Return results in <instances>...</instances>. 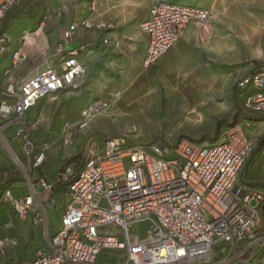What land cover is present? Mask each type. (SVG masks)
<instances>
[{
	"label": "built area",
	"instance_id": "2783aa9c",
	"mask_svg": "<svg viewBox=\"0 0 264 264\" xmlns=\"http://www.w3.org/2000/svg\"><path fill=\"white\" fill-rule=\"evenodd\" d=\"M20 1L0 0V20ZM97 1L88 0L91 11ZM210 18L206 8L166 0L153 3L139 25L147 44L142 66L154 65L189 23H206V29ZM81 25L107 27L89 19ZM75 28L71 24L63 32L65 41ZM7 42L0 31V62ZM27 60V53L15 50L12 70L22 69ZM12 70L4 71L6 81L0 85V151L16 166L26 192L13 198L6 189L0 201L10 202L19 218L31 214L33 226H42L46 242L33 258L14 264H104L97 258L106 249L123 253L118 264H264V225L259 216L264 191L239 180L258 138L250 137L240 122L227 126L215 141L183 137L128 144L110 138L101 146L90 145L80 163L65 152L61 157L65 165L56 174V193L42 174L56 140L37 143L32 131L41 119L29 121L28 112L52 94L78 91L86 67L77 50L59 44L54 63L17 80L11 77ZM236 88L246 111L264 115V67L239 78ZM109 107L108 101H93L78 122H65L59 134L63 145L73 146L92 119ZM15 141L23 157L13 147ZM58 194L65 199L61 206ZM59 207V228L50 233L49 211ZM10 244L15 242L0 239V252Z\"/></svg>",
	"mask_w": 264,
	"mask_h": 264
},
{
	"label": "rangeland",
	"instance_id": "374dc122",
	"mask_svg": "<svg viewBox=\"0 0 264 264\" xmlns=\"http://www.w3.org/2000/svg\"><path fill=\"white\" fill-rule=\"evenodd\" d=\"M155 1L115 4L103 19L107 27L89 30V34H96H87L81 53L88 68L84 84L76 92L52 94L40 101L38 110L51 108L46 117L49 130L41 136L58 139L61 125L77 121L96 100L108 101L110 107L96 115L85 129L76 144L75 157L84 147L101 146L110 138H121L128 144L174 142L183 137L197 142L215 141L227 126L240 122L248 132H260L261 136L245 160L239 180L264 191V115L246 111L236 89L241 75L264 67V0H168L206 8L211 18L206 29V23H196V29L186 32L185 28L171 51L144 68L140 58L145 40L139 25ZM187 97L197 109L193 121L185 119L191 117L179 110ZM33 116L29 114V121ZM64 165L52 161L45 169V178L56 185V174ZM15 173L22 177L17 169ZM259 209L264 225V206ZM50 218L51 226H56L58 219L53 211ZM99 260L104 259L100 256Z\"/></svg>",
	"mask_w": 264,
	"mask_h": 264
},
{
	"label": "crops",
	"instance_id": "0c3cea01",
	"mask_svg": "<svg viewBox=\"0 0 264 264\" xmlns=\"http://www.w3.org/2000/svg\"><path fill=\"white\" fill-rule=\"evenodd\" d=\"M124 2H126V0H98L95 9L91 11L89 9L88 0H21L17 5L9 8L0 20V31L5 33L8 37L6 50L0 62V85L4 84L6 81L4 71L7 69L12 70L11 56L15 50H21L27 53L28 60L22 69L12 70L11 77H13L14 80H17L20 76L31 73L34 70H39L49 63H54L56 49L59 44H63L65 50H77L78 58L85 65L86 71L88 72L86 59L82 57L81 53L87 37H92V35H95L96 33L89 34V30L91 28H84L81 25V22L83 20L89 19L94 24L100 22L102 23L103 19L108 17V14L106 13L107 10L108 12H112L111 10L115 4L122 3V5H124ZM148 12L145 18L147 17ZM71 24H76V28L71 39L65 41L63 38V32ZM92 28L93 30L97 31L95 29L97 27L94 26ZM190 28L196 29V24L193 22L189 23L185 32ZM100 31L101 30H99V32ZM139 32L145 40L144 49L140 58L142 65L147 44L146 38L141 33L140 29ZM173 48L174 47H172L170 51ZM242 76L244 75H241L239 78ZM85 77L82 84H84ZM59 93L69 92L60 91L55 94ZM40 101H42V99ZM40 101L28 112V118L29 114L31 113L35 115V117L33 116L31 119L32 121L37 117H40L41 119L37 130L32 131V137L37 143L48 142L52 140L50 138H46L45 136L43 137V135L41 136L44 130H49L46 117L49 116L51 108L49 106H43L38 110ZM35 108L38 111H34L33 109ZM80 118L81 113L79 119L75 122H78ZM39 128H41L40 132H38ZM84 132L85 129L79 135V137L76 138L73 146L70 147L64 146L58 136V139H56L55 144L52 146L51 151L48 154L49 156L42 172L44 178L45 169L47 168L48 170V166L52 161L62 162L61 157L65 152L72 154L73 157L76 156V144L81 141ZM246 132L250 137L253 138H258L261 136L260 132L254 133L248 132L247 130ZM13 147L18 152L20 157H23V154L20 151V143L18 141L13 142ZM85 150L86 147L83 148V152H81L79 154L80 156L77 157V160L75 159L74 161L80 163V161L83 160V154ZM15 171L16 166H14L8 157H6L4 153L0 151V197L6 189L11 191L13 198H19L25 194L26 191L24 180H22V177L16 176ZM48 182L54 185L53 182ZM54 186L55 192L59 193V185L56 183ZM56 200L60 206L65 203V199L59 194L56 195ZM51 211L57 215L58 219L56 226L52 227L50 218L49 230L50 233H53L59 228L61 211L60 207L55 210L51 208L49 211V217L51 215ZM2 238H8L11 242H15V244L5 245V247L0 252V264H14L20 260L31 259L35 256L37 250L46 246L43 228L40 224L33 226L31 214L26 218H19L14 212L13 206L10 202L0 201V239ZM100 256L101 258L103 257V261L99 260ZM122 258V252L106 249L99 254L97 260L99 263L104 264H118Z\"/></svg>",
	"mask_w": 264,
	"mask_h": 264
},
{
	"label": "bare ground",
	"instance_id": "6f19581e",
	"mask_svg": "<svg viewBox=\"0 0 264 264\" xmlns=\"http://www.w3.org/2000/svg\"><path fill=\"white\" fill-rule=\"evenodd\" d=\"M159 1V0H158ZM168 1V0H166ZM171 2V1H169ZM174 3V2H172ZM190 6V5H189ZM140 29V28H139ZM184 32V31H183ZM183 34V33H182ZM180 39V38H179ZM184 88V87H183ZM186 89V88H185ZM184 90V89H183ZM192 91V90H191ZM184 91L182 93V95H184ZM191 103L194 104L195 106V103H193L192 99H190V97H187L186 100H183V102L180 103V106H179V110L185 115L187 114V116L191 117V118H185L187 120H191L193 121L195 118H196V112H197V109L194 107V106H191ZM203 108H206V107H203ZM188 112V113H187ZM195 117V118H194ZM193 118V119H192ZM200 119V118H199ZM200 120H197V122H199Z\"/></svg>",
	"mask_w": 264,
	"mask_h": 264
},
{
	"label": "trees",
	"instance_id": "16d2710c",
	"mask_svg": "<svg viewBox=\"0 0 264 264\" xmlns=\"http://www.w3.org/2000/svg\"><path fill=\"white\" fill-rule=\"evenodd\" d=\"M76 158H77V157L74 156L71 160H75ZM69 161H70V160H69Z\"/></svg>",
	"mask_w": 264,
	"mask_h": 264
},
{
	"label": "water",
	"instance_id": "95a60500",
	"mask_svg": "<svg viewBox=\"0 0 264 264\" xmlns=\"http://www.w3.org/2000/svg\"><path fill=\"white\" fill-rule=\"evenodd\" d=\"M260 210V209H259Z\"/></svg>",
	"mask_w": 264,
	"mask_h": 264
}]
</instances>
